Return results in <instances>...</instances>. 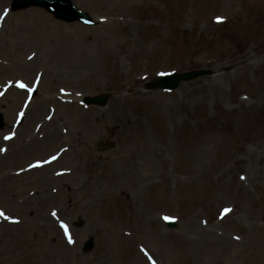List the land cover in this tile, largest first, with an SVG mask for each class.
I'll return each instance as SVG.
<instances>
[{"label":"rangeland","instance_id":"1","mask_svg":"<svg viewBox=\"0 0 264 264\" xmlns=\"http://www.w3.org/2000/svg\"><path fill=\"white\" fill-rule=\"evenodd\" d=\"M222 1L71 0L76 8L91 18L93 24L90 27L59 22L42 9L33 7L10 13L11 0L0 3V16L3 17L0 18V112L5 119V126L0 131V140L5 137H16V140L20 141L18 143H27L31 137L36 138L39 135L42 137V133L39 132L34 136L32 127L36 122L45 121L46 114L50 115L51 119L54 115L52 121L60 123L64 130L76 128L75 122L82 114L80 111L76 113L77 116L71 114L63 105L57 109L51 104V99L57 96L61 100L72 97L78 100L79 96L107 93L110 95L107 106L116 94L108 84L84 92L86 89L79 85L78 76L72 72L70 76H58L54 81L56 72L54 71L55 75H50L53 76L50 78L44 74L45 70L40 65L28 72L16 69L14 61L26 64L37 51L32 40L24 34L28 27H34L36 20L23 19L20 17L21 14L37 10L47 15L53 23L69 28L71 25H79L83 29H89L97 28L102 20L112 18V15H119L130 22L132 18L154 15L164 6L165 11L181 12L176 36L180 49L186 51L187 64L176 69L172 65L176 61L167 60L157 69L160 71L149 72L142 83L131 78L134 86H139L140 90L147 94L164 95L166 101L175 99L181 107L183 122L178 123L179 133H176L179 134L181 141L197 143L201 137L198 133L202 130V135L206 131L207 135H212L213 138L225 134L229 142L234 141V138L228 135L231 132L236 135L255 136L254 141L259 142L255 151L251 149L249 143L244 145L242 151L234 150L236 153L233 159L223 164L221 173L187 171L182 160L183 149L181 151L174 145L175 148L173 146L169 151L165 173L161 174L157 164L153 163L149 179L136 188L127 177L116 178L105 172L90 176V170L88 175L85 174L83 160L86 154L84 151L78 152L67 164L68 171H72L70 175L73 178L72 182H67L66 190L60 186L54 195V201L48 202L45 206L34 204L37 197L42 196L44 184L40 181L41 177L37 175L36 179L42 186L33 178L20 180L13 177V172L31 160L47 157L53 149L42 147L38 151L27 150L23 161L8 165L10 167L6 166L10 168L11 181L6 183V190L0 192V212L8 217V219L0 217V264H27L34 259L41 264H117L119 256L124 255L126 264H140L137 248L141 252H148L147 260L141 264H264V0H225L229 6L227 23L213 29H201L204 22L200 20L196 22V16L199 19L209 10L217 12ZM230 32H235V38L230 43H225L223 38ZM138 38V43L144 39L141 36ZM104 39L111 40L112 43L110 46L107 43L103 44L102 49L117 50L121 47L118 38L108 35ZM249 39L257 42L260 47L254 50L251 45L253 42ZM241 47L244 52L247 50L248 54H255L253 62L256 68L248 62L247 57L237 58L234 55L226 61L224 54L221 56V51L230 49L237 53ZM216 50L217 54L214 53ZM246 63L251 64L252 70L249 71V81L240 87L243 88L242 93L248 94L253 102L239 103L237 99L232 98L235 71ZM146 64L143 61L138 70L125 63L123 72L134 75L137 70L142 72ZM120 65L119 62L121 70ZM198 69H210L213 75L182 83L173 92L144 90V83L154 81L157 74L182 73ZM8 84H12L13 87L23 84L25 86L23 94L8 90ZM219 85H222L221 89ZM204 86L207 101L201 106L200 88ZM33 87L37 91L29 106L33 110V106H36L37 111L32 117L29 116L32 112L24 113V123L17 127L16 120L23 109V105L20 107L21 100L25 101L24 96L28 97L29 90ZM252 92H258L255 93L258 97H253ZM76 103L79 109L86 112L106 107L83 109ZM79 104L82 105L80 100ZM203 117L206 120H202ZM25 124L28 125L27 129H23ZM100 137L114 143V148L97 151L94 142ZM177 141L179 143L176 137L175 143ZM123 144V137L117 133L116 128L108 123H102L89 148L96 154L98 161L105 163V159L117 153ZM205 148L213 157L214 150L211 146L207 145ZM187 166L190 168L192 164L189 163ZM73 167H78L77 171H74ZM209 172L212 174H207ZM238 175H245L247 180L245 191L235 186ZM139 179L144 178L139 176ZM115 182H118L116 187L113 185ZM72 186L79 192L70 193ZM112 192H116L118 203L125 197V200L133 205L134 215L131 218L115 210L117 203L115 204L110 197ZM107 193L109 197H106ZM29 207L32 208L28 209ZM225 209H230L232 213L226 214L224 220L217 224L219 218L223 217ZM53 212L56 213L55 216L52 215ZM137 217H143L146 222L140 231L135 225ZM166 217L168 219H165ZM166 220L174 221L176 227L173 230L165 228ZM19 221L21 224L17 227L5 225L9 222L17 225ZM149 221L150 224L147 223ZM78 224L80 227H77ZM155 225L160 229L164 239L157 241L153 237ZM195 227L212 230L214 236L203 233L205 235L203 238L202 234L198 235L194 230ZM183 233L187 234L191 241L189 245L192 246L185 245L187 239H178ZM88 239L93 240V249L89 253H84L82 246ZM100 243H104L103 252L100 250Z\"/></svg>","mask_w":264,"mask_h":264},{"label":"bare ground","instance_id":"2","mask_svg":"<svg viewBox=\"0 0 264 264\" xmlns=\"http://www.w3.org/2000/svg\"><path fill=\"white\" fill-rule=\"evenodd\" d=\"M3 1L8 2V0H0V3ZM163 7L158 9L154 15L132 18L130 22L119 15H112V18L103 20L97 28L89 29H83L79 25H71L69 28L53 23L47 15L37 10L26 11L20 15L23 19L36 20L34 27H28L24 34L32 40L33 46L37 51L34 56L27 60L26 64L14 61L13 64L16 69L28 72L31 68H36L40 65L45 70L44 74H47L50 78H53L50 75H55L54 71L56 72L53 78L54 81L58 76H70L72 72L78 76L77 82L79 85L86 89L84 92L105 87L108 84L110 89L116 91V94L105 108L101 110L92 109L91 112L82 111L72 100L60 102L56 97L51 99V104L56 106L57 109L63 105L71 114L76 115L80 111L79 113L82 115L79 114L80 119L75 122L77 127H70L69 130L65 127L68 131L64 130V126L57 121H52L53 115L51 120L42 122L38 128V132L42 133V139L37 136L27 144L18 143L14 139L6 141L7 147L4 153L0 154V192L5 191L6 183L11 181L9 178L10 168H8L10 166L8 165L23 161L27 150L38 151L42 147L50 148L49 150L53 149V152H50L51 154L47 157L52 156V158L56 157V159H51L50 161L41 159L40 161L45 160L46 162L22 171L16 169L18 172L14 174L20 180L33 178L38 184H40V181L44 184L43 192L41 191L42 196H38L37 201L34 203H37L38 206H45L48 202H53L57 189L62 186L66 190L67 182H72L73 178L70 177L72 171L68 173L67 164L69 159L78 152L84 151L86 154V158L83 160V163H85L83 165L85 174L88 175V170H90V176L105 172L109 176L116 178L118 176L127 177L131 181V185L136 188L149 179L152 174H150V167L153 163L157 164L161 174L165 173L168 155H170L169 151L174 145L181 151L183 149L182 160L185 168L187 167L186 170H197L200 172H223V164L229 159H233L236 153L234 150L237 152L239 150L242 151L245 144L249 143L251 149L253 151L256 150L259 142H255L254 138H245V136L236 134H234L237 136L234 141L229 142L227 141L229 138L225 134L213 138L211 137L212 135H207L206 131L202 135L201 130L198 133V136L201 135V137L197 143L190 144L188 140L181 141L179 134L177 135L176 133H179L178 123L183 121L181 107L175 102V99L166 101L164 95L157 93L147 94L141 91L139 86H134L135 84L131 78L138 82L142 77L147 76L149 72L156 71L161 65L163 66V63L167 60H175L176 62L172 63V65L176 66V68H181L187 64L186 51L180 49L177 41L178 37L176 36L179 31L178 19L181 12L165 11ZM228 15L229 6L223 0L217 12L216 10H211L201 15L199 19L196 16L195 21L204 22L201 29H213L217 25V22L214 21L216 17H219L218 22H222ZM154 21L156 24L153 23ZM108 35L119 39L121 45L119 49L112 50L110 48V50H107L101 48L105 43L109 44V46L111 45V40L104 39ZM138 36L144 38L139 43L137 41L139 39ZM234 36L235 32H230L224 36L223 41L230 43L235 38ZM251 45L254 50L260 47L253 43ZM131 49L132 52H130ZM214 53L217 54V50ZM220 53H222L221 56L224 54L226 61L229 60L230 56L236 55L237 58L247 57L248 62L253 65L256 57L255 54H248L247 50L244 52L242 47L237 53L230 49ZM143 61L147 64L140 72L138 70ZM119 62L121 63V70L119 69ZM125 63H129L130 66L138 69L134 75L123 72ZM250 63L242 65L235 71V87L233 89L234 92H232V98L234 99L240 92L239 85L246 84L249 81V71L252 70ZM254 67L256 68L255 65ZM221 86L219 85V89H221ZM200 89L201 106H204L207 101L206 86ZM253 97H258V95L254 94ZM244 100L241 99L239 103H243ZM249 101L250 103L253 102L251 99ZM33 108L31 117L37 111L35 110L36 106ZM201 119L206 120L205 117ZM102 123H108L115 127L117 133L123 137L124 141L123 147L117 153L105 159V163L98 161L96 154L89 148L93 136L97 134ZM26 127L28 128V125L25 124L23 129ZM176 137L179 143L178 141L175 143ZM207 145L214 150L213 157L205 148ZM219 160H224V162H219ZM189 163L192 164L190 168L187 166ZM207 174L212 173L209 172ZM37 175L41 177L40 181L36 179ZM139 176L144 179L140 180ZM242 178H237L235 186L237 189L245 191L247 180ZM113 185L116 187L118 182L113 183ZM40 186L42 185L40 184ZM69 192L75 194L79 190L72 186ZM115 193L112 192L110 194L115 204L117 203L115 210H119L122 215L131 218L134 215L133 205L129 201L127 202L125 197L118 203L119 199L116 198ZM106 197H109V193H107ZM30 208L32 207L28 209ZM143 219V217L135 219V225H137L139 231L145 227L146 222ZM147 223L150 224V221ZM219 223L220 221L217 224ZM20 224L21 221L17 225L11 222L5 225L7 227H17ZM153 229L152 235L155 240L164 239L158 226L155 225ZM194 230L198 235L202 234L203 238L205 237L203 233L214 236L212 230L207 231V229L204 230L200 227H195ZM186 235L183 233L178 239H187L185 245L192 246L189 245L191 241ZM137 249V258L141 264L144 260H147L148 252H141L139 248ZM100 250L102 252L105 250L104 243H100ZM119 257L120 260L117 264H126L124 262L125 255ZM27 264L41 263L34 259Z\"/></svg>","mask_w":264,"mask_h":264},{"label":"water","instance_id":"3","mask_svg":"<svg viewBox=\"0 0 264 264\" xmlns=\"http://www.w3.org/2000/svg\"><path fill=\"white\" fill-rule=\"evenodd\" d=\"M14 4V10L19 9V8H25L28 5H43L49 8H52L56 15L59 18H62L66 21H73L75 20L76 17H85L80 14H71L68 9V1L67 0H15ZM54 6V7H53ZM204 73H193V74H188L184 76H180L178 78H170L168 80H165L164 82L160 85H156L158 87H168V88H175L180 80H190L193 79L199 75H202ZM105 97H99L96 99L92 100H87L88 103H96V104H104L105 103ZM0 126H1V120H0ZM91 241H89L85 247V250H90L91 249Z\"/></svg>","mask_w":264,"mask_h":264},{"label":"snow or ice","instance_id":"4","mask_svg":"<svg viewBox=\"0 0 264 264\" xmlns=\"http://www.w3.org/2000/svg\"><path fill=\"white\" fill-rule=\"evenodd\" d=\"M4 15L6 16L7 15V10H5V12H4ZM0 18H3L2 16H0ZM18 87H21V88H23V87H25L23 84H19L18 85ZM5 139H9V137H5ZM0 151H3L2 149H0ZM52 159H56V157H53ZM243 179V178H242ZM229 210L228 209H225V213H227ZM52 215L53 216H55L56 215V213L55 212H53L52 213ZM0 217H3L4 219H8V217L7 216H5V214L3 213V212H0ZM165 219H168L167 217L165 218ZM61 227L63 228L64 227V225H61ZM67 234V233H66ZM69 242L71 243V240H69Z\"/></svg>","mask_w":264,"mask_h":264}]
</instances>
